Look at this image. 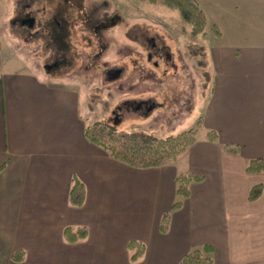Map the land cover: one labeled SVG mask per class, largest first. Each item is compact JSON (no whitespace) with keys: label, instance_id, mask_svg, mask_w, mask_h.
Here are the masks:
<instances>
[{"label":"crops","instance_id":"crops-1","mask_svg":"<svg viewBox=\"0 0 264 264\" xmlns=\"http://www.w3.org/2000/svg\"><path fill=\"white\" fill-rule=\"evenodd\" d=\"M196 2L210 39L204 46L210 90L197 114L202 128L175 161L136 168L86 139L85 124L97 119L82 93L32 69V59L18 52L25 42L7 33L10 21L32 26L31 16L12 14L8 0H0V264H177L204 244L212 247L213 264H264V172L245 171L249 160L264 161V0ZM162 32L168 34L166 27ZM142 33L168 52L159 36ZM202 130L216 131L217 141L200 136ZM224 144L239 146V153ZM182 172L203 179L191 182L181 206L170 210ZM73 178L85 187L78 207L68 199ZM257 183L262 193L249 201ZM65 227H86L88 234L68 243ZM129 241L143 244L134 262ZM16 250L24 251L21 262L11 259Z\"/></svg>","mask_w":264,"mask_h":264},{"label":"rangeland","instance_id":"rangeland-1","mask_svg":"<svg viewBox=\"0 0 264 264\" xmlns=\"http://www.w3.org/2000/svg\"><path fill=\"white\" fill-rule=\"evenodd\" d=\"M130 1L132 6L120 0H8L12 14H29L33 25L22 29L10 21L7 33L25 42L18 52L32 59L33 70L82 93L91 119L123 131L176 134L194 123L209 93L204 46L210 39L191 36L177 11L161 3ZM72 6L78 13L68 12ZM147 31L163 39L168 52L150 44ZM192 43L200 47L196 55ZM146 100L155 107L122 102Z\"/></svg>","mask_w":264,"mask_h":264},{"label":"trees","instance_id":"trees-1","mask_svg":"<svg viewBox=\"0 0 264 264\" xmlns=\"http://www.w3.org/2000/svg\"><path fill=\"white\" fill-rule=\"evenodd\" d=\"M149 3H161L165 7L177 11L182 22L189 26L191 36L205 34L207 19L204 11L196 0H139ZM214 33L219 35L216 26L212 27ZM200 47L197 44H191L190 49L196 55ZM202 49V48H201ZM197 65L202 68L206 64L197 60ZM205 70V69H204ZM206 71L203 72L206 78ZM202 128V117L198 116L194 123L176 134L164 137L154 136L145 132L123 131L113 127L103 119L86 123L84 126V135L87 140L103 148L110 157L136 168H149L167 165L175 161L178 156L184 153L196 140V136ZM205 136L208 140L217 141V132L207 130ZM223 149L230 154H238L239 146L234 144H224ZM2 166H0V169ZM245 171L248 174L264 172V161L259 158L251 159L246 163ZM203 179L202 175L182 172L175 177L176 200L173 202L170 210H176L181 206L182 200L189 195V185L191 182H199ZM261 183L252 185L248 190L247 198L249 201L257 200L262 193ZM85 198V187L81 181L73 178L68 199L72 206H81ZM170 213H164L161 218L159 229L166 232L168 228ZM88 234L86 227H65L63 230L64 240L68 243H76L84 239ZM129 251V260L134 262L143 254V244L138 241H129L127 244ZM212 247L204 244L200 247L189 250L177 264H213ZM11 259L21 262L24 259V251L16 250L12 253Z\"/></svg>","mask_w":264,"mask_h":264},{"label":"flooded vegetation","instance_id":"flooded-vegetation-1","mask_svg":"<svg viewBox=\"0 0 264 264\" xmlns=\"http://www.w3.org/2000/svg\"><path fill=\"white\" fill-rule=\"evenodd\" d=\"M153 41V40H152ZM152 45H155V44H157V43H151ZM158 45V44H157ZM159 46V45H158ZM160 47V46H159ZM137 104V106H136V108H138L139 107V105H146V104H148V102H145V101H141V102H139V103H136ZM127 105V104H126ZM149 107H151L152 108V104H149Z\"/></svg>","mask_w":264,"mask_h":264}]
</instances>
